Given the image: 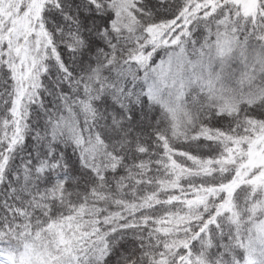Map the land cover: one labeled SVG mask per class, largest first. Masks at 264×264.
<instances>
[{
  "label": "snow or ice",
  "instance_id": "1",
  "mask_svg": "<svg viewBox=\"0 0 264 264\" xmlns=\"http://www.w3.org/2000/svg\"><path fill=\"white\" fill-rule=\"evenodd\" d=\"M0 264H264V0H0Z\"/></svg>",
  "mask_w": 264,
  "mask_h": 264
}]
</instances>
